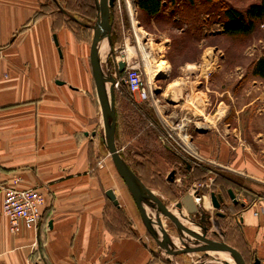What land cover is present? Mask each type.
<instances>
[{
    "label": "crops",
    "instance_id": "obj_1",
    "mask_svg": "<svg viewBox=\"0 0 264 264\" xmlns=\"http://www.w3.org/2000/svg\"><path fill=\"white\" fill-rule=\"evenodd\" d=\"M48 1L0 0V173L9 186L39 187L48 198L37 232L24 228L18 235L9 231L0 200V264H154L143 235L130 230L131 207L121 178L105 175L100 165L98 152L107 114L101 135L102 105L92 74L90 37H80L66 24L55 26L54 15L43 13ZM162 1L170 14L172 0ZM115 12L123 33L122 21H129L127 10L120 13L116 7ZM137 15L143 17L139 6ZM116 42L124 44V33ZM141 47L142 56H149ZM205 54L184 63L170 82H166L172 73L168 68L158 76L162 62L154 63L148 76L159 91L158 110L172 120H191L188 132L198 162L170 148L156 109L141 104L156 116V124L147 118V128L179 160V168L167 175V181L179 189L173 193L176 202L201 184L194 196L199 211L192 215L200 221L217 213L212 192L224 197L223 209L234 214L243 210L230 198L231 186L224 191L214 188L217 175L213 171L241 182L245 192L231 190L247 200L261 191L257 180L264 178V77L255 76L252 67H237L227 75L218 64L206 70L210 63ZM159 55L164 57L160 49ZM107 57L115 70L112 56ZM102 62L101 52L100 68ZM207 92L215 93L217 100L209 103L206 96L207 103L201 105ZM226 98L231 99L230 105ZM196 165L206 170L204 181L189 183L187 188L183 181L194 174ZM108 190L114 191L118 205L106 196ZM243 220L242 226L235 225L249 245L250 256L256 253V258L263 259L260 220L249 211Z\"/></svg>",
    "mask_w": 264,
    "mask_h": 264
},
{
    "label": "rangeland",
    "instance_id": "obj_2",
    "mask_svg": "<svg viewBox=\"0 0 264 264\" xmlns=\"http://www.w3.org/2000/svg\"><path fill=\"white\" fill-rule=\"evenodd\" d=\"M196 8L198 6H204L205 9H197L198 21L200 22V29L192 34H188L187 40L184 42V46L179 45L176 49L175 39H180L182 37V27L185 29L188 24L185 23V19L178 15V11L174 12L171 9L170 14L166 13L160 18H145L139 17L140 30L146 31V36L148 41V46L141 43V46L145 49V53L154 56V62L151 66L147 68L148 76L151 75L152 66L156 64H166L169 71H172L169 80L170 82L176 71L184 65L186 62L198 61L203 53L205 57L208 58L206 62L210 63V66L206 68L209 71L213 70L216 65H222L224 72L227 75L230 71L237 67H242L244 69L251 68L253 63H255L260 57L264 55V20L258 21L256 23V28L252 34L248 36H229L225 35L223 32V23L221 21L222 8L233 7L239 11H244L249 5L253 3H258L259 0H193ZM95 0V4H97ZM47 5H51L48 1ZM52 6V5H51ZM49 7V13L52 12L53 8ZM211 11H209V9ZM66 14L72 15L61 8ZM173 11V12H172ZM166 12V11H165ZM64 18L68 19V16L61 12ZM126 15V14H125ZM74 16V15H73ZM126 20V18H124ZM84 24L82 27L88 24L89 20L83 18L81 20ZM175 21V22H174ZM95 24L93 22L92 26ZM117 24V23H116ZM130 22H125V31L130 30ZM189 27V26H188ZM187 27V28H188ZM121 27L116 25V34L113 36L114 49H120L122 45L116 44L119 36H122ZM80 37L89 39L90 54L92 52V37L93 28L91 27V32L86 33L77 32ZM89 34V35H88ZM101 52H102V64L101 71L103 72L104 81L108 84V89L110 92V87L112 85V80L114 79L115 70H113L110 59L107 56H111L110 45L106 36H103ZM118 38V39H117ZM171 42H169L170 40ZM184 41V40H183ZM176 42V41H175ZM170 46V49L167 48ZM182 48V49H181ZM148 49L151 51L149 53ZM159 49L162 50L163 58L159 56ZM117 51V50H116ZM104 54V55H103ZM107 57V58H106ZM212 58L215 60L213 61ZM113 59V58H112ZM165 61V62H163ZM153 74V73H152ZM164 75V73H163ZM161 74V76H163ZM210 83V82H209ZM209 88L213 89V85L209 84ZM208 95H203L201 97L202 104L206 102V96L209 103L211 99L215 102L216 94L208 93ZM227 103L230 105L232 103L231 99L226 98ZM142 103L137 102V98L130 96L126 90L120 89L115 91V112H116V145L120 151L122 157L127 161L129 166L138 175L140 180L158 197L162 200L163 205L173 213L177 221L161 216L163 235L168 238V244L173 245L172 241L185 244L184 246H174V247H191L199 242V239L203 236L208 240H220L227 241L235 247H240V251L244 254L245 259H247V264H254L253 259H256V253L253 256H248L245 247H241V236L242 232L236 229L233 216L230 215L234 212L231 210L223 209V212L228 215V219L224 221L220 228L216 227L214 224L217 216L214 213L210 217L203 216L201 221L193 216H189L187 211H184V215H179L176 211V197L170 195L171 188L175 191L179 189L167 181V175L172 171H176L179 168V160L176 159L167 149L157 139L156 133L153 130L147 128V118L152 119L153 114H151ZM214 103H212L211 108H213ZM102 109V108H101ZM107 114V113H106ZM102 117V129L101 135L104 134V114L103 109L101 112ZM154 118L152 119L155 121ZM150 125V124H149ZM106 132V131H105ZM105 136V135H104ZM102 138V137H101ZM101 139V149L98 152V157L100 160V165L102 166V172L105 175L115 174L119 179V175L115 169V166L109 156L108 150ZM175 155V154H174ZM176 156V155H175ZM194 175V176H193ZM201 170L198 173L192 174L188 177L189 183L197 180H202ZM114 177V176H113ZM122 186L125 190L127 197L129 198V203L131 207V214L129 215V227L130 230H135L144 237V243L146 248L150 250L152 261L154 264H230L232 258L225 251L204 246L201 249L187 253V254H174L170 251L162 248L158 242L155 240L152 230L157 231V224L152 222L150 229L148 230L141 219L139 211L134 203V200L129 193L122 178ZM110 181H112L110 179ZM191 185H187V188ZM217 190V189H216ZM221 190V189H220ZM186 191V190H184ZM196 197V192L190 188L189 190ZM144 207L147 211V203L144 201ZM148 213L154 214L153 210ZM235 229V230H234ZM134 232V231H133ZM134 234V233H133ZM234 238V239H233ZM229 245V244H228ZM251 252V251H250ZM255 256V257H254ZM263 256V254H262ZM260 259V258H259ZM264 259V258H263ZM262 259V260H263ZM233 263V262H232Z\"/></svg>",
    "mask_w": 264,
    "mask_h": 264
},
{
    "label": "built area",
    "instance_id": "obj_3",
    "mask_svg": "<svg viewBox=\"0 0 264 264\" xmlns=\"http://www.w3.org/2000/svg\"><path fill=\"white\" fill-rule=\"evenodd\" d=\"M97 1L100 2V0ZM115 5L120 13H122L123 8L127 10L131 25L129 31L123 29L124 44L119 50L113 48L112 51L115 65V89L119 90L121 83H124L129 93L137 98V102L148 103L151 107L155 108L157 117L164 127L166 141L170 148L175 153L184 156L185 159L198 162L200 158L193 146L192 137L188 132V125L191 120L187 117L172 120L167 118L165 113H161V109L158 110V106L160 105L159 91L156 85L148 79V72H146L151 64L142 56L140 51V44L148 46L149 40L146 39L147 32L145 31V33L143 30H140V21L137 15V0H115ZM122 24L125 25L124 20ZM2 54L3 49L0 46V59ZM120 63L125 64L123 76L119 75L118 65ZM153 123H150V126L154 125ZM158 124L160 123L158 122ZM201 166L196 165L194 168ZM213 172L215 173V171ZM213 181L214 179L212 178L211 183ZM257 182L261 184L262 189L254 195L253 199L247 200L243 196L236 195L237 203L243 205V210L235 213L233 217L235 223L242 226L245 212H251L255 218L260 220V228L264 234V178L257 180ZM194 186V191L198 192L201 184H195ZM0 200L2 203V216L7 219L9 231L12 234L18 235L24 228L37 232L48 202L47 194L42 188L24 189L11 187L6 184L0 173ZM260 261L261 264H264V259H260ZM253 262H255V259H253ZM36 264L46 263L38 262Z\"/></svg>",
    "mask_w": 264,
    "mask_h": 264
},
{
    "label": "water",
    "instance_id": "obj_4",
    "mask_svg": "<svg viewBox=\"0 0 264 264\" xmlns=\"http://www.w3.org/2000/svg\"><path fill=\"white\" fill-rule=\"evenodd\" d=\"M115 5V0H100L96 4V22L92 26L93 28V40H92V52H91V67L92 74L97 86V92L100 98V102L103 109V114L106 112L108 116V123L106 125V132L104 138V145L108 150L109 156L122 180L124 181L129 193L131 194L135 205L139 211L141 219L143 220L146 228L150 229L152 222L157 224L158 230L154 232L152 230L155 240L158 244L167 251L174 254H187L201 249L204 246H210L219 248L232 258L235 264H246L239 252L232 246L228 245L224 241L220 240H208L206 237L199 239L196 245L191 247H174L164 241L162 238L163 227L161 216L169 218L174 222L177 221L176 216L168 211L163 203L158 199V197L148 189L145 184L140 180L138 175L129 166L127 161L122 157L120 151L116 145V112H115V86L114 80H112V85L110 87L109 95L106 94L105 87L102 79V72L100 68V39L106 36L110 45V51H113L112 42V22H111V9ZM61 12L65 13L62 9ZM66 14V13H65ZM67 15V14H66ZM73 19L72 16H70ZM82 25L81 23H79ZM86 27V26H84ZM119 71H124L125 64L120 63ZM105 115V114H104ZM105 117V116H104ZM173 176V175H172ZM230 198L237 204L236 195L233 190L228 191ZM106 196L115 204L118 205V201L113 190H108ZM151 204L154 214H150L146 211L144 207V200ZM212 204L215 210H217V217H224L226 214L222 212L221 207L224 204V197L220 194L216 195L215 192L211 193ZM183 209H185L188 215L192 216L198 213L199 209L194 200L192 193L188 192L182 199L176 203V211L179 215L183 214ZM214 224L216 227L220 228V223L218 218L215 220ZM255 264H261V261L256 258Z\"/></svg>",
    "mask_w": 264,
    "mask_h": 264
},
{
    "label": "trees",
    "instance_id": "obj_5",
    "mask_svg": "<svg viewBox=\"0 0 264 264\" xmlns=\"http://www.w3.org/2000/svg\"><path fill=\"white\" fill-rule=\"evenodd\" d=\"M50 2L52 6L44 5L43 13L49 12L48 6L53 8L51 13L55 17V23H56L55 26H57V23H59L58 25L66 24L69 25V27H71L72 29H74L76 33L79 31H81V33H86L87 31L91 32L92 24L94 21L96 22L95 0H51ZM172 4H173L172 6L174 7V12L178 11V15L184 18L185 23H187L189 26V27L187 26L188 28L186 27L185 29H183L182 27L181 28L183 29L182 37L180 39L174 40V44L176 43V47H175L176 49L179 45H181V47L184 46V42L187 40L188 34H192L193 32L196 33V31L200 29V24H199L200 22L198 21L199 18L197 15V9L203 8L205 9V11L207 10L206 7L204 8V6H198V8H196L193 0H172ZM62 6L64 7V10L66 12L72 14L71 16L73 18L75 17V20H71V19L66 20V18H64L63 14L60 11ZM138 6L141 16L148 19L150 18L152 19V17L160 18L162 17V15L166 14L164 11L165 7L163 6L162 0H138ZM115 9H116V5H114V7L111 9V22L113 25V29H112L113 41H114L113 36L115 34L114 32L117 31L116 30L117 16ZM211 9L212 8H210L209 11H211ZM162 11L164 12L162 13ZM83 18H87L89 20L88 21L89 23L86 24V27H81L79 25V23L84 24L81 21L83 20ZM262 20H264V0H259L258 3H253L249 5L244 11H239L233 7L222 8L221 21L223 23V32L225 35L248 36L252 34V32H254L256 28V23ZM252 68H253V74L255 76L264 77V55L260 57L255 63H253ZM119 75L123 76V71L119 72ZM120 89L126 90L127 93L131 96L129 91L126 89V85L124 83H121ZM198 170H202V169L196 167L194 170L195 175L198 173ZM201 173L205 174L206 170H202ZM215 173L217 177L216 180L214 181V188L218 189L219 187H221V190L224 191L226 190L224 189L226 186H231L232 188L229 189L234 188V190H237L240 193L246 191L245 186L235 178L220 171H215ZM203 181L204 179L200 180V182ZM227 219H228V215L222 218L218 217L220 225H223L224 221H226ZM235 227L239 232L240 230L239 226L235 225ZM240 240H241V247H245L248 256H250L251 252L249 245L242 236ZM226 242H228L230 246H232L234 249H236L239 252V254L242 256L246 264H247L246 261L247 259H252L250 257L245 259L244 254L240 251V247L239 246L235 247L234 245H231L229 241H227V236H226Z\"/></svg>",
    "mask_w": 264,
    "mask_h": 264
},
{
    "label": "bare ground",
    "instance_id": "obj_6",
    "mask_svg": "<svg viewBox=\"0 0 264 264\" xmlns=\"http://www.w3.org/2000/svg\"><path fill=\"white\" fill-rule=\"evenodd\" d=\"M103 39H104L103 37L100 39V47L102 46L101 44H102V40H103ZM140 47H141V44H140ZM141 48H142V47H141ZM140 51H141V49H140ZM141 53H142V51H141ZM100 54H101V51H100ZM206 55H207V54H206ZM144 56H145V55H144ZM207 56H208V55H207ZM145 58H146V60L149 62V64L154 62V59L152 58V56H145ZM208 60H209V59H208ZM148 62H147V63H148ZM167 68H168V66H167L166 64H163V63H162V64L160 65V67H159L158 76H161V74L163 75L164 71H166ZM102 73H103V72H102ZM102 79H103V84H104V87H105L106 94L109 95V89H108V86H107L108 84L104 81L103 74H102ZM107 123H108V116H106V121H105V125H104V127H105V131H106V125H107ZM144 201L147 203V212L151 211V210H152V206H151V204L147 201V199H145ZM205 205H206L207 207H209V206H208L209 203L206 202ZM162 238H163L164 241H168V238H167V237L162 236ZM172 243H173L174 246H184V245H185V244H181V243L174 242V241H172ZM232 262H233V263H232ZM232 262L229 261L230 264H235L233 260H232Z\"/></svg>",
    "mask_w": 264,
    "mask_h": 264
},
{
    "label": "flooded vegetation",
    "instance_id": "obj_7",
    "mask_svg": "<svg viewBox=\"0 0 264 264\" xmlns=\"http://www.w3.org/2000/svg\"><path fill=\"white\" fill-rule=\"evenodd\" d=\"M180 170H181V168H180ZM181 173H182V176H184V177L186 178L184 171H182ZM183 173H184V174H183ZM185 178H184V179H185ZM183 182H184V184H185V183H186L187 185L189 184V180H188L187 178H186ZM184 184H183V186H184ZM190 185H191V184H190ZM145 186H146V185H145ZM146 187H147V186H146ZM147 188H148V187H147ZM148 189H149V188H148ZM170 192H171L170 195L173 197V196H174V194H173V193H174V190H173L172 188H171Z\"/></svg>",
    "mask_w": 264,
    "mask_h": 264
}]
</instances>
